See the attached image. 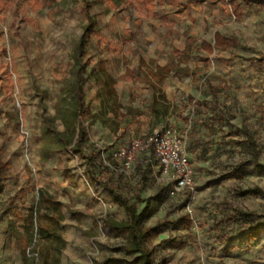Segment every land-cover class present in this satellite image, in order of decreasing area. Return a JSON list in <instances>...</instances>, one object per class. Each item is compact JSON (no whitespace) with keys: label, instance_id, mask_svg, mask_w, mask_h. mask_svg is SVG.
I'll use <instances>...</instances> for the list:
<instances>
[{"label":"rangeland","instance_id":"rangeland-1","mask_svg":"<svg viewBox=\"0 0 264 264\" xmlns=\"http://www.w3.org/2000/svg\"><path fill=\"white\" fill-rule=\"evenodd\" d=\"M194 1L148 12L134 0H0V150L10 163L0 195V241L11 218L29 240L26 252L20 251L25 263L38 264L41 248L46 264H97L106 257L124 264L130 258L123 250L126 234L104 230L98 221L126 219L104 183L130 203L139 197L138 211L149 201L139 226L149 232L152 264H264V196L246 192H264V0H239V15L229 0ZM86 2L96 21L92 32L82 11ZM217 31L236 36L241 47L200 52L201 41ZM187 38L193 40L192 56L181 63L175 51L184 49ZM77 56L91 75L84 84L91 115L82 118V153L72 149L74 141L43 163L44 119L59 106L70 107L66 95ZM169 63L197 74L178 77L173 70L167 102L151 73ZM125 75L133 91L121 87ZM210 84L219 87L215 97ZM153 93L166 103L160 117L153 112ZM156 126L181 130L186 143L189 131L214 136L194 151L193 191L171 195L170 181L138 164L143 158L129 174L111 167L117 144ZM55 127L65 129L61 120ZM242 128L257 143L259 166L249 145L233 144L246 140ZM85 156L93 158L91 166ZM44 193L83 211V220L77 223L62 208L60 221L56 207L40 203ZM2 246L0 254L17 248L9 234Z\"/></svg>","mask_w":264,"mask_h":264},{"label":"trees","instance_id":"trees-1","mask_svg":"<svg viewBox=\"0 0 264 264\" xmlns=\"http://www.w3.org/2000/svg\"><path fill=\"white\" fill-rule=\"evenodd\" d=\"M39 2V0H31L30 4L34 2ZM136 5L140 8L147 10L148 12L153 11L157 7L163 6H174L178 3L184 4L186 6L193 5L194 0H134ZM228 4L234 15L240 14V2L239 0H229ZM84 14L87 15L89 23L87 29L90 32L96 27L95 19L89 13V3L86 2L82 8ZM84 38L82 37L78 48H83ZM241 47V41L236 36L223 35L221 32L217 31L214 33L211 40L203 39L199 47L200 52L207 55H212L218 51H230L233 49H238ZM193 48V40L187 38L185 47L182 51H175L176 54L180 55V62H184L191 58ZM201 60L202 59L201 57ZM207 60V59H205ZM256 60V59H253ZM87 63H83L79 57H75V65L72 68L70 93L66 96L69 98V108L58 107L56 109V114L52 117H46L44 119L43 143L41 146V161L47 162L54 157V155L64 149L70 150L71 145L75 141L72 149L79 154L82 153L83 143L85 135L82 131V118L91 115V107L86 99V93L84 91V84L91 77V75H85ZM174 70L178 77H190L194 76L197 72L196 69H191L188 66L180 67L179 64L169 63L164 67H157L155 72L151 73L154 80L161 82L166 76H168ZM97 81H101L98 75H95ZM210 93L213 97L217 95L219 87L208 85ZM191 98V97H189ZM60 105V104H59ZM153 112L160 117L165 111V105L159 100V98L154 94L153 96ZM61 120L65 126L64 131H59L55 127V122ZM242 133L247 137L246 140H234L233 144L237 147H244L249 145L251 148V154L253 156L254 162L257 166L258 163V148L256 141L242 128ZM111 154V152H110ZM87 166H91L93 163V158L84 157ZM111 161V158H110ZM114 162L111 161V167ZM139 164L145 165V169L151 167L149 164H145L143 161ZM10 168V163L5 161L2 157V151L0 150V195L3 192L5 182L8 179V170ZM114 170V169H113ZM103 186L108 191V195L112 203L124 210L126 214V219L117 220L111 217L99 216L98 221L101 228L104 230H110L114 233L126 234V241L123 245V250L126 256H130L129 259H123L124 264H152L153 249L148 248L146 243L149 240V232L139 226L140 218L146 216L150 210V203L146 201L144 206L140 211L137 209V204L141 203V199L138 197L135 203H130V201L117 193L114 189L109 188L106 184ZM247 194L251 196H264V192L260 187H253L247 189ZM40 203L45 206L53 205L56 207L57 211L60 213V221H62V208H65L70 216L80 223L85 213L79 209L73 208L70 204H61L57 199L47 193H44L40 197ZM17 214V213H16ZM20 216V215H19ZM22 219V218H21ZM258 226H254L249 234V237L256 238L258 234ZM6 233L9 234L11 238L16 241L17 248L25 253L28 248L29 240L27 239L25 233L19 231L16 224L11 220H6ZM44 238V237H43ZM45 249L41 248L39 251V262L38 264H46L47 259L45 255ZM37 257V255H34ZM38 259V258H37ZM118 259L113 257H106L101 262L97 264H114Z\"/></svg>","mask_w":264,"mask_h":264},{"label":"built area","instance_id":"built-area-1","mask_svg":"<svg viewBox=\"0 0 264 264\" xmlns=\"http://www.w3.org/2000/svg\"><path fill=\"white\" fill-rule=\"evenodd\" d=\"M112 168L129 174L139 158L149 164L155 174L166 176L170 194L193 191L194 169L188 156L186 138L177 128L156 126L142 136H133L117 144L110 154Z\"/></svg>","mask_w":264,"mask_h":264},{"label":"crops","instance_id":"crops-1","mask_svg":"<svg viewBox=\"0 0 264 264\" xmlns=\"http://www.w3.org/2000/svg\"><path fill=\"white\" fill-rule=\"evenodd\" d=\"M169 75L166 76L161 82H158V81L154 80L152 78V76H151L152 83H153V85L155 84L154 86L158 85L157 83L161 84L160 88H162V92L167 95V102L171 101V98L173 96V94H172L173 93V88H174V85L172 84L170 79H168ZM194 76H190V77H194ZM126 77H128V76H126V75L123 76V77L121 76V87H123V86L130 87L132 89V91H133V81L129 77L128 78H126ZM154 94L157 95V93H153V96H154ZM168 95L169 96L171 95V96L169 97ZM164 104H166V103H164ZM166 120H169V119L167 118ZM187 129H188V127L186 128V131H187ZM179 131L182 134V131L181 130H179ZM213 137L214 136H209V135H206V134H202L199 137H197L192 131H189L190 140H188V143H187L188 144L187 152H188V156H189V159H190L192 165H194L196 163V161H198L197 160L198 154H195L194 151L197 150V147H199V149H201V147H202L201 145L212 143L211 140L213 139ZM130 138L127 141H129ZM127 141H122L121 143H125ZM9 219H11V218H9ZM17 229H18V227H17ZM18 230L23 232V230L20 229V228ZM0 231H1V229H0ZM2 231H3V235L2 236H4V237L0 241L1 242L0 248H2L3 247L2 245L5 244L6 236H7L6 229L4 228V229H2ZM2 251H3L2 254H0V264H5L4 260H5L6 257L11 259V261H9L10 262L9 264H27V262L25 263L24 259L21 258L20 250L15 248L14 246L5 248Z\"/></svg>","mask_w":264,"mask_h":264}]
</instances>
